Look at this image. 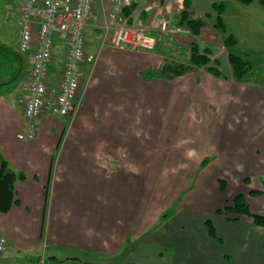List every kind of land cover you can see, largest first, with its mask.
Returning <instances> with one entry per match:
<instances>
[{
  "label": "crops",
  "instance_id": "crops-1",
  "mask_svg": "<svg viewBox=\"0 0 264 264\" xmlns=\"http://www.w3.org/2000/svg\"><path fill=\"white\" fill-rule=\"evenodd\" d=\"M153 1L148 0L141 5L134 0L136 8L132 13V24L141 26L149 37L156 39L153 49L135 52L118 50L103 43V28L108 14L125 15L103 0H96L86 33L88 61L84 65L93 68L81 85L82 103L69 117H52L46 107L37 120L35 139L27 141L20 138L26 132L24 101L33 52L26 54L31 69L27 70L29 80L20 96L0 95V155L21 177L15 185V204L11 211L0 213V236L7 241L0 253V264H60L44 261V251L51 248L64 252L82 251L87 256H93L94 252L108 253L112 258L119 256L128 238L134 235L135 223L140 228L144 222L143 186L148 176L144 179L143 175L135 176L133 173L135 163L143 164L141 157L146 155L149 158V150L145 153L143 149L147 144L144 135L151 131L163 135L170 131L168 127L180 125V119L178 122L174 120L187 104L185 93L195 98L201 121L195 120L189 126V146L182 153L169 192L163 196L159 212L166 220L158 234L172 223L174 226L180 224L178 227L182 228L181 224L188 223L192 213H199L193 212L192 208L208 206V202L193 203L194 198H203L205 190L213 196L217 192L215 197L222 198V204L218 203L215 212L225 206L223 198L226 197L228 204L238 194L246 196L250 209L253 198L264 204V193L251 195L252 191H264V86L258 83L264 81V59L259 62L255 59L256 74L237 79L228 56H241L243 53L233 50L237 53L234 54L228 47L226 58L225 48L216 56L217 75L209 68H193L177 74V67L188 66L189 47L182 43L184 40H177L175 34H184L189 43L195 36L177 24L179 20L176 19L184 5L178 8L174 17L163 10L167 3L173 2L168 0L155 16L159 7L153 11ZM192 11L196 15L193 7ZM153 19L170 22L169 33L161 36L158 24L156 27L150 25ZM174 26L177 29L172 32ZM205 31L210 33L208 27ZM204 35L205 32L200 39ZM212 43L211 46L206 43V47L213 51L216 44ZM184 45H187L185 57L182 56ZM6 55L12 59L10 69L13 67L16 72L14 79L19 78L25 70L23 53L0 51V57ZM65 56L64 43L57 42L49 67L50 95L56 94ZM4 85L0 84V88ZM199 88L203 92L198 101ZM50 102L48 97L47 103ZM157 150L159 148L154 151ZM216 152L219 159L214 165L203 163L205 166H201V162ZM154 156L156 153L152 159ZM187 164L193 165L189 174L183 176ZM198 169L199 176L194 174ZM215 169L221 171L222 177L214 178L210 183L212 187L202 184L203 172L210 170L213 175ZM253 177L255 179L251 182ZM222 181L225 182V191L219 184ZM195 182L202 184L197 186V192L202 193L193 200H184V207L179 205L176 214L166 216L170 214L166 208ZM135 183L137 188L133 187ZM260 211L256 213L264 214V210ZM219 217L218 224L211 220L215 236L209 232L210 238L205 233L210 253L203 254L195 248V257L203 260L199 262L193 256L188 261L190 256L183 254L177 264L186 261L187 264H208L213 259L225 264V256L228 264H264V233L253 230L264 228L253 226L246 218L228 221ZM171 235L165 233L164 237ZM176 243L197 247V242L191 237Z\"/></svg>",
  "mask_w": 264,
  "mask_h": 264
},
{
  "label": "rangeland",
  "instance_id": "rangeland-1",
  "mask_svg": "<svg viewBox=\"0 0 264 264\" xmlns=\"http://www.w3.org/2000/svg\"><path fill=\"white\" fill-rule=\"evenodd\" d=\"M24 1L25 0H0V51L5 52L6 54H21L20 34L23 26L21 10L23 8ZM136 1L143 5L148 0ZM166 1L168 0H154L152 2L153 11L154 8L159 7L155 10V16L159 15V11L161 10L160 7H163ZM172 1L173 2L170 4L167 3V5L163 7V10L166 11L168 14L174 15L175 17L176 13L179 11L178 8L185 5V0ZM191 2L193 9L196 10V15H198L197 17L206 19V25L210 30V33L205 31L204 38L196 39L197 44L200 45L201 51H206V55H210L213 59H215L216 56L219 55V53L225 48L226 58L228 55L226 51V46L224 45L222 38L234 36L237 40V44L231 46V52L234 53V51H241L243 54H248L251 57V62L254 68V72L251 74H256L254 66L255 59H257L256 62L262 61L264 59V8L262 7V5L257 0H254L250 3H242L239 0H191ZM222 4L224 5V11L222 12L221 16L225 26V31L224 33L219 35L217 34L216 29H214L212 25H214L219 19V14L217 12L219 11L218 7ZM179 18L180 17H178L176 21L179 20ZM158 22L160 23L163 21H154L153 19L150 25L156 27L157 24L159 25ZM177 26H174L172 28V32H175ZM170 28L171 25L170 22H168V27L164 35L169 33ZM175 35L177 37V40H184L182 43L187 44L189 47L190 43L187 39H185L187 37L184 34L178 35V32H176ZM220 36H222V38ZM212 42L216 44V48L213 47V51L206 47V43L208 46H211L213 44ZM187 45H184V49L182 50L183 57H185L186 55L185 49H187ZM92 47L93 46H91V48ZM92 51H94L93 48ZM92 51H90L89 54H92ZM243 54L240 55L243 56ZM23 55L25 60V70L19 78L14 80L11 79L13 78V76L16 75V72L15 70H12L13 67L10 69L11 63L8 61V58L0 57V84H5L0 88V95L9 94L18 98L22 93V89L26 86V83L29 80V77L27 76V70L29 69L30 71L31 69V62L28 58V55ZM93 60L95 61V57H93ZM83 68V76L84 79L87 80L86 76H89V73L91 72L93 66L90 65V67ZM261 72L263 73V70ZM259 82H261V84L264 86V81H258V83ZM202 92L203 91L199 88L198 93L196 95V99L198 101L201 98ZM185 95L187 98V104L185 107L182 108V112H179V115H176L177 117L174 120L175 122H178V120L180 119L179 126L168 127L170 131L167 130L163 135L155 134L152 131L150 134L144 135L145 139L147 140V144L143 145V149L146 151L145 153H147L149 150V158H147L146 155L144 158L141 157V161L143 164L137 165L135 163L133 167V173L135 176L137 174H140L144 176V179L148 176L143 186L145 188V197L142 200L143 210L145 212L143 219L144 222L143 225L140 226V228L137 227V223H135L134 235L132 238H128V241L124 245L123 250H125L128 246L136 244L138 241H141V243L139 244L136 250L131 251L128 256L124 260L120 261L118 264H177L178 258L182 257L183 254L190 256V258H187L188 261L192 260L193 256L195 257V255H197L194 252L195 248H197V251L200 253L208 254L210 250V245L208 244L205 238V233L209 234V231L206 225V228L204 227V223L212 220L215 224H218L219 216H221L222 219L228 220L227 217L229 216H226L227 214L225 213L219 214L218 216L216 215L217 213L215 212L214 208L218 206L219 202H221L222 204V198L215 197V195H218L217 192H215V195L213 196L210 194L209 191L208 193H206L207 191L205 190L203 191V193L200 192L204 194L203 198H194L195 196L200 194L199 192H197V186H200L202 184H206L207 186L209 184V186L212 187L210 183L214 181V178L222 177L220 175L221 171L219 169H215V173H213V175L210 173L209 170L208 172H203L204 175L201 178L202 184H196L195 182L194 185L188 186L186 189H184L185 191L183 190L184 192L182 191L180 193L181 195L179 194V199H175L174 202L170 204L165 211L170 213L166 214V216L170 217V215L176 214L178 212L179 205H181L180 207H184L185 204H182L184 200L187 202L189 201V199L193 200V198L194 204H197V202H208V206H203V209H199L197 207L192 208L193 212L199 213H192L191 217L188 219V223L181 224L182 228L178 227L180 224L174 226L175 223H172V225L167 226V228L160 235L158 234V230L163 225H165L164 221L166 220L164 219V215L159 212V210L163 206V196L169 192L172 186V180L174 179L176 172H178V166L181 163L182 153L184 150H187L189 146L188 139L191 128H189V126L192 125V122H194L195 120H197L198 123L201 121V115L199 114V109L198 105L196 104L195 98L187 93H185ZM134 141H137L135 135ZM203 146H205V144ZM157 148H159V151H154ZM155 153V159H152V156ZM218 159L219 155L216 152L206 158L203 162H201V166H205L204 164H206V166L214 165L218 161ZM135 162H137L136 159ZM148 162L150 163L148 164ZM192 165L193 164H187L183 176L189 174L188 172L189 170H191L190 167H192ZM199 173L200 172L198 169L197 172L194 174L198 175ZM198 176L193 180L196 181ZM253 179H255V177H253L250 181L252 182ZM221 183L222 182L219 183L220 187H222ZM224 183L225 182H223V184ZM213 185H215V183H213ZM133 187L137 188V183H135ZM262 189L264 190V187H262ZM221 193L225 194V192ZM187 195L189 196L186 197ZM224 199L226 206L228 201L226 202V197L223 198V200ZM231 203L232 201H229L228 204ZM251 204V212L253 211V213L261 212L260 210H264V204L260 203L259 201H256L255 198H253ZM182 217L183 215L180 218ZM235 217H239V220L242 218H246L249 220V223H252V221L247 216L233 215L231 218L235 219ZM199 222L201 223L199 224ZM253 230L255 233H264V229L258 230L257 228H254ZM165 233H170L172 235L170 237L168 236L165 238ZM186 237H191L192 241H196L197 247L193 248V246H189L188 244L186 245L182 243H176V241L183 240ZM209 237L211 238L210 234ZM161 238L163 239L161 240ZM217 241L219 242L220 240L218 239ZM93 256L98 259L112 258L110 254L102 252H94ZM195 259L199 262L203 260L199 257H195ZM225 260V264H228V259L226 256ZM183 264H187V261ZM208 264H222V262L213 259V261H210V263Z\"/></svg>",
  "mask_w": 264,
  "mask_h": 264
},
{
  "label": "built area",
  "instance_id": "built-area-1",
  "mask_svg": "<svg viewBox=\"0 0 264 264\" xmlns=\"http://www.w3.org/2000/svg\"><path fill=\"white\" fill-rule=\"evenodd\" d=\"M120 10L130 7L133 0H103ZM96 0H26L22 12L20 50L33 52V64L24 101L26 132L20 138L37 137V120L46 107L52 117H69L82 103L81 85L85 81L83 67L88 61L86 33ZM132 16L108 14L104 25V44L118 50H151L156 39L147 35L141 26H134ZM168 22L163 20L158 29L163 36ZM161 39V38H160ZM57 42L66 47L65 65L56 94L50 95L49 67L54 59ZM51 99L50 104L47 98ZM48 104V106H47ZM6 238L0 236V253L6 246Z\"/></svg>",
  "mask_w": 264,
  "mask_h": 264
},
{
  "label": "trees",
  "instance_id": "trees-1",
  "mask_svg": "<svg viewBox=\"0 0 264 264\" xmlns=\"http://www.w3.org/2000/svg\"><path fill=\"white\" fill-rule=\"evenodd\" d=\"M239 1L242 3H250L254 0H239ZM257 1L264 8V0H257ZM184 4H185L184 10L179 15L180 18L178 24L185 27L188 31H190L191 34L195 36V39L189 44L188 60H187L188 66L182 65L180 67H177L176 73L183 74L190 71L193 68H209L210 70L213 71L214 74L217 75L218 70L217 67H215V63L217 62L218 59L216 58L213 59L210 55H206V51L204 52L201 51L200 45L197 44L196 41L197 38L202 37V34L205 32V28H207L206 19L204 18L202 19L201 17H196L195 13L192 11L193 6L191 0H185ZM135 8L136 5H134L133 2L130 7L123 9L122 13L125 16H132V13L135 10ZM218 8L219 11L217 13L219 14V19L212 26L214 27V29H216V31L219 34H222L225 31V26L221 16L222 12L224 11V5L222 4ZM222 40L226 48L237 44V40L234 36H229L227 38L225 37L222 38ZM6 56L8 58V55ZM8 59H9L8 61L11 63L10 60L12 59L10 57ZM228 60L233 70V73L237 79H242L245 75L254 72V68L251 62V57L246 53L243 54V56L241 57H237L233 54H229ZM15 76H13L11 80H13ZM2 165H3V170L0 174V213L7 214L11 211L13 205L15 204V185L18 179L21 177L14 170L8 167L6 161L0 155V170ZM223 182L224 181H222L221 183L222 191L225 190V183L223 184ZM263 193L264 191H252L251 195L253 196L261 195ZM216 213L217 215L223 213L227 214L226 216H229L227 218L230 221L239 220V217H235V219H232L231 217L233 215L247 216L252 221L253 226L264 228V215L251 212L247 198L242 194L236 195L232 199L231 204H227L226 206L219 208L218 210H216ZM205 225L209 229L210 234L212 236H215V229L212 226L211 220L207 221Z\"/></svg>",
  "mask_w": 264,
  "mask_h": 264
},
{
  "label": "water",
  "instance_id": "water-1",
  "mask_svg": "<svg viewBox=\"0 0 264 264\" xmlns=\"http://www.w3.org/2000/svg\"><path fill=\"white\" fill-rule=\"evenodd\" d=\"M21 59V56H18ZM3 170V165L0 170V174ZM141 241L136 244L128 246L119 256L111 259H98L94 256H87L82 251L75 252H64L57 248H51L44 251L43 259L44 261H56L60 264L66 262H79L81 264H118L120 261L124 260L128 254L136 250Z\"/></svg>",
  "mask_w": 264,
  "mask_h": 264
}]
</instances>
